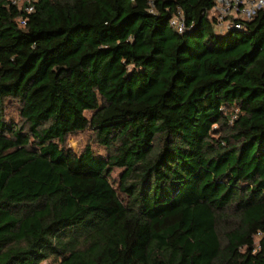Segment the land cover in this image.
<instances>
[{
	"label": "trees",
	"instance_id": "trees-1",
	"mask_svg": "<svg viewBox=\"0 0 264 264\" xmlns=\"http://www.w3.org/2000/svg\"><path fill=\"white\" fill-rule=\"evenodd\" d=\"M214 3L0 0V264H264V6Z\"/></svg>",
	"mask_w": 264,
	"mask_h": 264
},
{
	"label": "built area",
	"instance_id": "built-area-1",
	"mask_svg": "<svg viewBox=\"0 0 264 264\" xmlns=\"http://www.w3.org/2000/svg\"><path fill=\"white\" fill-rule=\"evenodd\" d=\"M35 0H10L12 4H23V11L30 13L33 10V2ZM213 13L216 17L214 24L215 31L222 33L225 30L233 28H242L241 19H249L252 17L258 8L264 6V0H214ZM169 21V25L176 29L178 32L184 31V18L183 13L178 10ZM23 24L24 21L22 20ZM262 235L257 232L255 237L258 238Z\"/></svg>",
	"mask_w": 264,
	"mask_h": 264
},
{
	"label": "rangeland",
	"instance_id": "rangeland-1",
	"mask_svg": "<svg viewBox=\"0 0 264 264\" xmlns=\"http://www.w3.org/2000/svg\"><path fill=\"white\" fill-rule=\"evenodd\" d=\"M219 32V31H217ZM9 114H12L13 116H15V110L12 109L10 111H8ZM87 116H89L90 114L86 113ZM87 143H90L91 144V147L93 148V150H95L96 152L98 153H101L103 154L104 153V149L100 146H98L97 144H95V142L93 143L92 142V134H91V131L89 130H85L83 132H79L75 135H69L67 137V140H66V144L69 148H71L74 152L78 153L80 150L83 149L84 145L87 144ZM119 170H115L113 172V175L116 176L117 175V172ZM254 243L257 244V238L254 237ZM39 264H53L51 260L47 259L46 261H42L41 263Z\"/></svg>",
	"mask_w": 264,
	"mask_h": 264
}]
</instances>
